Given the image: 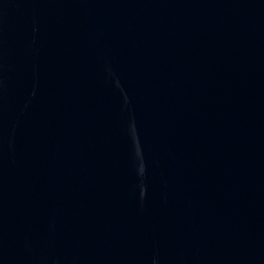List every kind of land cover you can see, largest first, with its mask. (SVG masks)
<instances>
[{
    "label": "water",
    "instance_id": "obj_1",
    "mask_svg": "<svg viewBox=\"0 0 264 264\" xmlns=\"http://www.w3.org/2000/svg\"><path fill=\"white\" fill-rule=\"evenodd\" d=\"M0 264H264V0H0Z\"/></svg>",
    "mask_w": 264,
    "mask_h": 264
}]
</instances>
